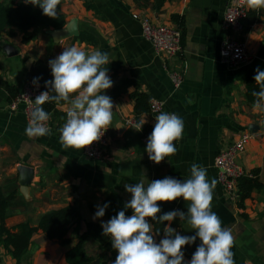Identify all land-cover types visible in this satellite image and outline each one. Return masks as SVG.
I'll use <instances>...</instances> for the list:
<instances>
[{"label": "crops", "instance_id": "0c3cea01", "mask_svg": "<svg viewBox=\"0 0 264 264\" xmlns=\"http://www.w3.org/2000/svg\"><path fill=\"white\" fill-rule=\"evenodd\" d=\"M227 1L165 0L157 6L156 0H61L58 12L65 25L60 29L74 22L77 35L55 40L50 32L59 29L6 27L0 35V189L4 196L12 198L6 227L14 229L24 222L35 225L39 216L48 211L73 207L79 215V235L85 236L87 255L100 257L99 264H112L118 253L101 227L108 219L105 215L94 219L96 206L104 204L110 190L126 203L131 194L126 192L125 184L140 180L147 183L166 176L187 179L192 164L206 167L209 180L217 179L216 156L247 132L251 138L236 163L246 173L257 170L261 188L253 190L239 208L227 199L218 182L212 210L235 237V264H264V111L254 110L245 99V76L258 67L264 70V8H252L245 0L247 12L256 9L260 13L258 20L247 32H225L221 22ZM133 14L177 27L181 33L180 53L170 58L156 54L142 36L140 21L132 18ZM228 36L246 43L247 62L234 67L221 63L219 50ZM3 45L12 47V56L5 53ZM73 45L86 52L109 53L106 67L114 84L105 94L118 107H114L108 129L105 160L90 159L82 149H65L61 145L59 129L68 104H56L50 135L29 138L25 134L28 121L23 107L11 109L9 104L14 99L6 101L9 94L4 84L19 92L34 61L42 60L49 66L64 47ZM172 74L181 78L178 86ZM135 92L160 101L163 111L176 113L185 124L183 138L176 141L178 153L157 165L149 160L142 135L145 127H154L155 116L149 111L135 113L131 98ZM140 119L146 123L137 131L135 125ZM21 165L33 169L25 194L21 192L17 170ZM160 207L162 213L174 209L187 212L183 198L161 202ZM150 223L160 231L159 240L168 222ZM171 226L183 235L195 234L187 220L177 218ZM67 237L70 243L61 246L41 231L35 232L30 239L28 262L67 264L65 252L76 245L78 236L71 229ZM199 243L197 239L196 244L185 247L186 260ZM14 263L0 245V264Z\"/></svg>", "mask_w": 264, "mask_h": 264}, {"label": "clouds", "instance_id": "9594fccd", "mask_svg": "<svg viewBox=\"0 0 264 264\" xmlns=\"http://www.w3.org/2000/svg\"><path fill=\"white\" fill-rule=\"evenodd\" d=\"M25 4L38 6L45 16L58 18L61 0H23ZM252 8H264V0H247ZM109 53L99 50L86 52L73 45L49 61L53 79L45 81L47 91L30 100V109L25 134L29 138L51 134L47 122L50 114L43 105L60 104L69 107L66 121L59 129L60 143L65 148L85 149L102 139L114 118L112 98L105 94L113 87L109 76ZM254 80L259 90L252 92L253 108L264 111V70H255ZM41 77H34L33 84L39 86ZM28 97V96H26ZM155 125L147 139L146 152L151 161L160 164L167 157L178 153L176 141L183 138L185 124L176 113L161 111L155 116ZM146 121L140 119L135 125L141 131ZM217 179L208 178V170L199 164H192L190 176L178 179L166 176L163 179L145 183L125 184L131 199L124 209L102 222L103 235L110 237L112 247L117 251L112 264H235V237L230 228L222 225L221 218L212 210ZM183 198L187 212L179 209L163 212L161 202H175ZM109 203L97 205L94 219L104 217ZM132 214L127 215L126 211ZM187 220L194 235H183L173 228L172 222ZM151 221L164 224L163 236L157 240L160 231ZM196 246L190 260L185 259V247Z\"/></svg>", "mask_w": 264, "mask_h": 264}, {"label": "trees", "instance_id": "16d2710c", "mask_svg": "<svg viewBox=\"0 0 264 264\" xmlns=\"http://www.w3.org/2000/svg\"><path fill=\"white\" fill-rule=\"evenodd\" d=\"M0 0V35L6 27H15L19 30L37 29H60L65 25L63 15L59 14L58 18L53 19L45 16L38 6L25 4L23 0ZM165 0H156L157 6L161 5ZM89 8V6H88ZM260 13L256 9L247 12L246 17L242 20L241 32H247L249 27L259 18ZM176 22L181 24L180 21ZM24 41H26L24 39ZM257 69V68H256ZM253 69L245 76V99L248 103L254 102L252 92L258 91L259 86L254 80L256 74ZM262 70V69H261ZM34 77H41L39 85L42 90L47 91L45 81L53 79L50 67L42 60L34 61L27 74L25 81H32ZM1 85V81H0ZM5 91L9 94L6 98L7 102H11L18 94L17 88L9 84H4ZM1 89V88H0ZM1 95V93H0ZM134 100V111L136 114L147 113L149 111V98L144 93L135 92L131 95ZM56 103H46L44 109L49 112L50 116L55 114ZM153 127H145L142 135L147 139L151 134ZM176 143V142H175ZM170 158V157H169ZM165 159H168L167 157ZM261 188L258 180L257 170H253L251 176H243L238 180L239 202L238 207H243V202L250 196L253 190ZM12 198L4 196L0 189V245L7 251L10 257L15 261L14 264H30V243L31 236L37 231H41L46 238L57 241L61 246H67L70 239L67 237L72 229L73 233L78 236V242L72 248L65 252V260L67 264H99L101 258H92L87 255L84 248L85 236L79 235V215L75 208L65 207L58 210L48 211L39 216L35 225L28 222L21 223L14 229H10L5 225V219L8 216V208ZM109 203L110 206L105 212V217L109 220L112 216L117 215L120 210L124 209L125 202L114 191L110 190L104 200V204ZM127 215H131L132 211H126Z\"/></svg>", "mask_w": 264, "mask_h": 264}, {"label": "built area", "instance_id": "2783aa9c", "mask_svg": "<svg viewBox=\"0 0 264 264\" xmlns=\"http://www.w3.org/2000/svg\"><path fill=\"white\" fill-rule=\"evenodd\" d=\"M247 15L246 1L245 0H228L224 11L221 28L225 32H241L242 20ZM132 18L138 19L141 25L142 36L151 44L156 54L162 55L166 58L176 56L181 51V33L177 27L165 24L153 23L149 18L133 14ZM219 57L222 64L227 67H234L248 61L249 54L247 45L244 41L228 36L219 50ZM172 81L175 86L181 82V78L176 74H172ZM44 90L40 85L37 87L32 81H25L14 100L9 104L11 109L21 105L27 121L30 119V109L34 103L31 99H35ZM28 96V97H26ZM30 97V98H29ZM163 111L162 103L155 99L149 100V112L156 116ZM52 118L50 116L47 126L52 127ZM66 121V118H65ZM64 121V123H65ZM131 123V121H130ZM251 138V134L242 133L232 144L220 150L214 160V167L217 170L218 182L223 186L226 192L227 199L235 206H238L239 191L238 180L247 174L243 168L236 163V157L245 149L246 142ZM109 133L105 132L102 139L94 142L83 150L86 157L96 160L107 159L106 146L108 144ZM143 140L147 142V137L144 136ZM148 155V154H147ZM150 160V159H149ZM151 161V160H150ZM154 165L155 162L151 161ZM190 260V259H188Z\"/></svg>", "mask_w": 264, "mask_h": 264}, {"label": "water", "instance_id": "95a60500", "mask_svg": "<svg viewBox=\"0 0 264 264\" xmlns=\"http://www.w3.org/2000/svg\"><path fill=\"white\" fill-rule=\"evenodd\" d=\"M76 29L77 28H76L75 23L70 22L67 24L65 28L52 31L50 32V34L52 35L53 39L58 40L59 38L62 39V38H66L71 35H77ZM2 48L5 51V53L8 54L9 56L13 55L12 53L14 52H12V47L8 45H3ZM17 170L20 175L19 183L22 186L21 192L25 194L27 192V189L29 188V184L32 179L33 169L30 167L21 165V166H18Z\"/></svg>", "mask_w": 264, "mask_h": 264}]
</instances>
